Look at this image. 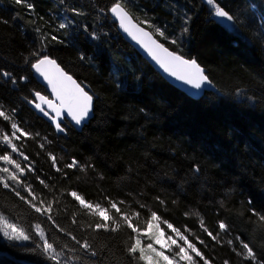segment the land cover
I'll list each match as a JSON object with an SVG mask.
<instances>
[{
	"label": "trees",
	"instance_id": "16d2710c",
	"mask_svg": "<svg viewBox=\"0 0 264 264\" xmlns=\"http://www.w3.org/2000/svg\"><path fill=\"white\" fill-rule=\"evenodd\" d=\"M29 2L34 11L14 0H0V17L8 21L0 23V69L17 80L12 84L0 76V105L15 109L16 122L33 134L34 138L21 137L14 143L50 187L44 188L27 172L29 161L24 159L20 164L26 176L21 179L32 184L39 198L59 203L53 205L55 223L37 219L39 214L0 186V211L25 230L40 222L50 242L66 255L80 257L69 264L137 261L126 252L134 234L123 221L116 233L92 232L87 224L95 218L66 196L68 190H77L92 202L106 204L105 196L126 200L127 208L141 211V228L149 209L156 210L162 220L182 231L191 229L185 234L194 243L197 236L204 239L208 247L197 246L214 258V264L226 259L230 264H251L228 245L236 236L264 260V222L250 211L264 214V0H221L238 18L233 30L210 15L205 0H128L127 10L136 22L149 19L166 30L178 44L156 38L185 58H195L205 69L216 91L199 99L166 82L125 41L107 11L112 0ZM73 8L82 15H75ZM65 19L74 23L60 29ZM51 35L64 43H48ZM36 50L56 59L94 96L93 118L81 132L66 122L65 135H59L32 110L29 100L34 92L47 95L31 68L37 58L31 53ZM21 76L27 79L21 81ZM10 123L0 118V138L11 135ZM1 143L0 152L7 154L10 148ZM49 154L57 158L56 167L72 158L94 167L65 169V178L55 171ZM139 203L147 204V209H139ZM201 218L213 234L219 231L218 221L227 223L230 233H221L220 243L211 241L200 228ZM67 232L81 241L88 239L99 255H86ZM235 244L239 249V241ZM65 245L75 251L69 252ZM0 252L26 263L53 264L33 250L32 242L21 245L2 233ZM0 264L18 263L0 257Z\"/></svg>",
	"mask_w": 264,
	"mask_h": 264
},
{
	"label": "snow or ice",
	"instance_id": "6c2138e0",
	"mask_svg": "<svg viewBox=\"0 0 264 264\" xmlns=\"http://www.w3.org/2000/svg\"><path fill=\"white\" fill-rule=\"evenodd\" d=\"M205 2L209 6L210 15L218 18L221 22H226L229 26L237 24V16L228 10L226 5H222L221 0H205ZM14 3L23 6L29 11H34V5L29 0H14ZM127 5L128 0H112L107 11L119 21V25L124 32L140 44L168 75L197 90L201 89L205 84L211 83L208 75L205 74V69L201 67L195 58H185L183 54L170 50L169 47L160 42V39L155 37L162 38L174 45L179 43L177 39L168 36L166 30L154 25L149 19L134 23L135 17L127 10ZM71 11L75 15H82L79 9L73 8ZM101 11L105 10L101 9ZM187 19L185 17L186 24ZM261 19L264 21V17ZM0 23L7 24L8 21L0 17ZM72 23L74 21L65 19V22L59 23L58 27L65 29ZM141 25H146L151 31L146 30ZM87 30V26H85V31ZM183 31L187 32L188 28L185 27ZM92 35L96 38L95 33H92ZM52 42L64 43L56 35L50 36L48 43ZM31 55L37 57L34 62H31V68L47 83L54 99H50L48 95H42L41 92L35 91V99L29 100V103L33 104L35 109L39 110V112L52 121L57 132L63 133L66 131L63 126L65 115L70 117L76 125L84 123L94 111V96L89 94L50 55L42 54L40 50L34 51ZM80 58L85 59L82 55ZM0 76L9 79L12 84L17 83L16 78L11 72L0 69ZM19 79L24 81L27 77L21 76ZM15 115V109L8 111L0 105V118H3L4 121H10V128L12 130L11 135L5 133L0 140H2V145L5 148H10L11 153H18L25 161H29V157L19 150L17 144L13 143V139L20 140L21 137H34L32 133L20 127L15 120ZM17 133H20V135H17ZM35 136H39V133H36ZM41 147L43 148L44 145L41 144ZM49 155L55 171L61 173L65 178L68 177V172L65 169L86 171L87 168L94 167L91 164L82 165L75 158H72L71 162L65 164L63 167H56L57 158L54 155ZM0 161L7 162L13 166V170H10L8 167H0V186L14 194L19 201L26 204L34 213L39 214L37 219L45 217L46 221L55 223L52 215L53 205L54 203L58 204L59 200L47 201L46 199L39 198L32 184L27 183L25 179H21L22 176H26V167L27 172L34 174L36 180L44 188L50 187L46 179H41L40 175L36 174L33 162L29 161L25 167H22L9 154H0ZM195 171L198 172L199 169L196 168ZM66 196L71 197L79 205L80 209L95 218L94 223L87 224V228L91 229L92 232L116 233L121 229L120 221H123L127 228L131 230V233L134 234L130 236L132 242L127 246L126 252L131 260L137 261V264L140 261H143L144 264H214V258H209L205 251L197 246L198 243L206 249L208 244L204 239H200L197 236L195 237L197 243H194L193 240L189 239V235L185 234L191 233V229L185 228L182 231L167 220H162L161 215H158L156 210L149 209L150 215L144 222L145 227L141 228L138 226L141 211L136 208H127V201L124 199L115 200L105 196L104 201L106 204L100 201L92 202L85 199L77 190H68ZM156 200L160 204L165 203L160 197H156ZM147 207V204L139 203V209H147ZM250 211L259 221L264 222V214L257 212L255 209H250ZM185 215H189V213H185ZM161 222L167 226V229L171 230L172 234L166 235L164 229L160 226ZM72 223L76 224L77 220L73 219ZM200 228L211 241L216 243L221 242L219 239L221 233H230L229 225L224 221H218L219 231L216 234H213L208 229L204 224L203 218L200 219ZM61 230L63 231V229ZM0 233L7 240L19 242L21 245L27 246L28 242H32L33 250L39 251L53 264H69L73 259H80L79 256L73 258L66 255L63 249H59L55 246L54 242H50V238L46 235V230L41 226L40 222L25 230L23 227H18L11 217L6 216L0 211ZM66 235L70 236L86 255L90 257H97L99 255L96 248L88 239L81 241V239H78L71 232H67ZM142 237H147L151 243L144 245ZM235 241H239V249H237ZM235 241L229 239L227 243L231 246L232 251L241 257L243 261H250L251 264H264V260L258 258L257 253L253 250V247H250L249 243L241 240L239 236L235 237ZM154 245H159V249L154 247ZM64 248H67L69 252L75 251L74 248L68 245H65ZM223 264H230V261L226 259Z\"/></svg>",
	"mask_w": 264,
	"mask_h": 264
},
{
	"label": "water",
	"instance_id": "95a60500",
	"mask_svg": "<svg viewBox=\"0 0 264 264\" xmlns=\"http://www.w3.org/2000/svg\"><path fill=\"white\" fill-rule=\"evenodd\" d=\"M110 16L112 18V20L116 23L117 28L119 33L122 35V37L125 39V41L132 46L135 51L156 71L160 74V76L166 81L168 82L170 85H172L173 87L177 88L178 90H180L181 92L187 94L188 96L194 98V99H199L200 97H202L205 93L207 92H215L216 88L215 86L212 84V82L210 84H205L201 89L197 90L192 88L189 85L184 84L182 81L177 80L175 77H172L170 75H168V73H166L163 68H161L153 59L152 57L148 54V52L141 47L140 44H138L135 40L132 39L131 36H129L126 32H124V30L120 27L119 25V21L117 19H115L113 17V15L110 13ZM134 23H137L134 19L133 21ZM142 26V25H141ZM144 27V26H143ZM146 30H148L146 28ZM156 38V37H155ZM166 46V45H165ZM34 78L37 80V82L45 89L46 94L49 96L50 99H54V97L51 95L50 92V88L48 87L47 83L43 80L42 77H40L38 74L35 73V71L32 69ZM206 74V73H205ZM73 79H75L73 77ZM76 80V79H75ZM77 81V80H76ZM82 86V85H81ZM84 87V86H82ZM85 88V87H84ZM86 90V89H85ZM90 94V93H89ZM43 95V94H42ZM35 99V97H34ZM39 102V101H37ZM31 108L34 110V112L41 117L42 119H44L45 121H47L54 129L55 126L52 123L51 120H49L48 117H45L41 112H39V110L35 109L34 105L30 103ZM46 107V106H45ZM93 118V113L92 115L85 120L84 123H82L81 125H76L70 117H67L65 115L64 119H63V125L68 122L75 130H77L78 132H81L83 130V128L88 125V123L92 120ZM56 131V129H55ZM57 132V131H56ZM63 133L57 132V134L59 135H65ZM0 257H5L8 258L10 260H12L15 263L18 264H33V263H26L20 260H16L13 256L9 255L8 253L5 252H0Z\"/></svg>",
	"mask_w": 264,
	"mask_h": 264
},
{
	"label": "rangeland",
	"instance_id": "374dc122",
	"mask_svg": "<svg viewBox=\"0 0 264 264\" xmlns=\"http://www.w3.org/2000/svg\"><path fill=\"white\" fill-rule=\"evenodd\" d=\"M213 17H214V16H213ZM214 18H215V17H214ZM215 19H217L221 24H223L224 26H226L229 30H233V26H229L226 22H221L218 18H215ZM17 135H20V133H17ZM15 141H19V140H15V139H13V143H14ZM1 142H2V140H0V143H1ZM1 145H2V143H1ZM2 146H3V145H2ZM0 154H3V153L0 152ZM7 154L11 155L12 158L15 159V160H17L18 163H20L21 161H23V157L20 156L18 153H15V154H14V153H11V150H10ZM0 167H8L10 170H13V166L10 165V164H8L7 162H4V161H0ZM4 175H6V174H4ZM160 226H161V228L164 229L166 235L172 234V233H171V230L167 229V226L163 225L162 223H161ZM173 235H174V234H173ZM142 243H143L144 245H146L147 243H151V241H150L147 237H142ZM154 247H156L157 249H159V245H154ZM166 254H167V253H166Z\"/></svg>",
	"mask_w": 264,
	"mask_h": 264
},
{
	"label": "bare ground",
	"instance_id": "6f19581e",
	"mask_svg": "<svg viewBox=\"0 0 264 264\" xmlns=\"http://www.w3.org/2000/svg\"><path fill=\"white\" fill-rule=\"evenodd\" d=\"M33 110V109H32ZM34 111V110H33ZM65 134V133H64Z\"/></svg>",
	"mask_w": 264,
	"mask_h": 264
},
{
	"label": "flooded vegetation",
	"instance_id": "af4514ba",
	"mask_svg": "<svg viewBox=\"0 0 264 264\" xmlns=\"http://www.w3.org/2000/svg\"><path fill=\"white\" fill-rule=\"evenodd\" d=\"M34 100V99H33Z\"/></svg>",
	"mask_w": 264,
	"mask_h": 264
}]
</instances>
